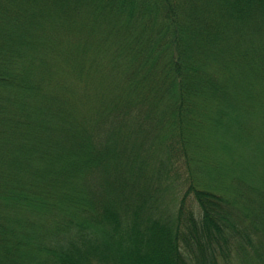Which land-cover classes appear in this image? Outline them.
Returning <instances> with one entry per match:
<instances>
[{
  "label": "trees",
  "instance_id": "obj_1",
  "mask_svg": "<svg viewBox=\"0 0 264 264\" xmlns=\"http://www.w3.org/2000/svg\"><path fill=\"white\" fill-rule=\"evenodd\" d=\"M0 264H264V0H0Z\"/></svg>",
  "mask_w": 264,
  "mask_h": 264
}]
</instances>
